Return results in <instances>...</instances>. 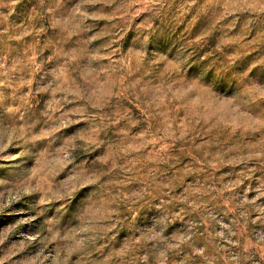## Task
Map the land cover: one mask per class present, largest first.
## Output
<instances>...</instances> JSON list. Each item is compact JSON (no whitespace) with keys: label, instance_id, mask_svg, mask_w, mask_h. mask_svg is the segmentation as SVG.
<instances>
[{"label":"rangeland","instance_id":"1","mask_svg":"<svg viewBox=\"0 0 264 264\" xmlns=\"http://www.w3.org/2000/svg\"><path fill=\"white\" fill-rule=\"evenodd\" d=\"M0 264H264V0H0Z\"/></svg>","mask_w":264,"mask_h":264}]
</instances>
